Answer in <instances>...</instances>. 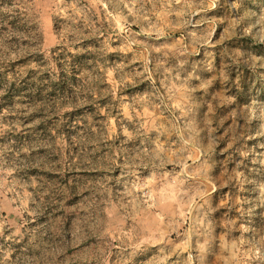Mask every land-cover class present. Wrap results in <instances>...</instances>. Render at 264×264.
Wrapping results in <instances>:
<instances>
[{
  "label": "clouds",
  "instance_id": "obj_1",
  "mask_svg": "<svg viewBox=\"0 0 264 264\" xmlns=\"http://www.w3.org/2000/svg\"><path fill=\"white\" fill-rule=\"evenodd\" d=\"M0 264H264V0H0Z\"/></svg>",
  "mask_w": 264,
  "mask_h": 264
}]
</instances>
